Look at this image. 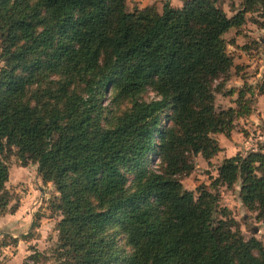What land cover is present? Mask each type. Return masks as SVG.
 I'll return each mask as SVG.
<instances>
[{
    "label": "trees",
    "instance_id": "obj_1",
    "mask_svg": "<svg viewBox=\"0 0 264 264\" xmlns=\"http://www.w3.org/2000/svg\"><path fill=\"white\" fill-rule=\"evenodd\" d=\"M223 1L129 11L127 0H0V216L16 149L60 194L55 264H264L218 192L239 184L264 222V150L225 158L215 192L182 183L250 112L251 88L237 108L218 110L216 96L236 93L226 34L264 17V0L232 16Z\"/></svg>",
    "mask_w": 264,
    "mask_h": 264
},
{
    "label": "rangeland",
    "instance_id": "obj_2",
    "mask_svg": "<svg viewBox=\"0 0 264 264\" xmlns=\"http://www.w3.org/2000/svg\"><path fill=\"white\" fill-rule=\"evenodd\" d=\"M174 7H182L185 0H127V9L132 11L139 7H156L163 10L166 2ZM242 0H224L221 5L229 16L240 8ZM232 5L235 7L232 8ZM255 20H258L255 22ZM264 17L259 13L247 14V22L240 29H232L226 34L230 41L228 50L234 57L235 67L226 88L236 89L233 96L217 94L218 110L237 108V91L251 88L246 98L251 101L250 112L243 117L234 118V129L230 136L217 134L215 137L221 146L220 152L210 161L202 155L194 158V171L183 178V186L188 190L206 184L211 186L218 176V168L222 161L236 154L244 156L251 152L264 150ZM232 42V43H231ZM0 61V68L2 67ZM144 98L153 99L155 93L149 89ZM16 149L4 156L9 166V180L6 188L10 193V209L0 216V264H55L51 258L52 251L58 241L57 224L61 219L54 203L59 193L52 182H44L33 162H23ZM151 167L157 166L153 156ZM240 185L233 188L219 187L220 205L230 210L236 219L246 241L256 238L264 247V222L256 218V212L249 211L240 198ZM35 251L45 258L35 261L30 258Z\"/></svg>",
    "mask_w": 264,
    "mask_h": 264
},
{
    "label": "crops",
    "instance_id": "obj_3",
    "mask_svg": "<svg viewBox=\"0 0 264 264\" xmlns=\"http://www.w3.org/2000/svg\"><path fill=\"white\" fill-rule=\"evenodd\" d=\"M261 41L263 42V41H264V39H261Z\"/></svg>",
    "mask_w": 264,
    "mask_h": 264
}]
</instances>
